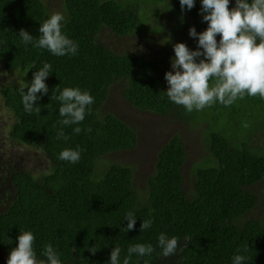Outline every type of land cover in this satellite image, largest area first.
Returning <instances> with one entry per match:
<instances>
[{
    "label": "trees",
    "instance_id": "obj_1",
    "mask_svg": "<svg viewBox=\"0 0 264 264\" xmlns=\"http://www.w3.org/2000/svg\"><path fill=\"white\" fill-rule=\"evenodd\" d=\"M179 3L62 0L66 21L61 22L62 34L78 44V52L55 56L47 49L25 45L18 34L24 29L38 39L40 24L51 15L44 1L0 0V66L22 74L0 86L3 104L13 118L9 136L37 147L45 165L34 175L9 163L0 176V248L6 254L18 246L20 234L31 232L39 261L46 260L43 251L51 244L61 264H110L115 247L121 249L119 264H123L130 246L151 244V255L133 254L129 264H233L234 255L245 256L243 264H264V215L246 216L260 201L256 184L264 177V143L250 144L253 135L263 132L264 137V99L245 95L230 106L217 102L189 113L168 99L160 59L139 52L119 53L99 39L104 28L122 37L146 34L153 39L158 34L157 45L166 47L155 52L159 56L168 55L175 38L194 51L198 37L190 43L189 28L182 21L200 24L197 33L206 30L208 23L202 15L184 17ZM169 16L177 19L171 28ZM171 33L173 38L168 40ZM45 63L51 65L45 78L49 91L37 93L40 99L35 106L40 111L29 115L20 89L27 93L34 72ZM117 81L123 82L122 97L139 110L171 114L183 124L205 121L200 126L203 161L185 171L187 151L179 133L157 150L142 185L135 184L130 165L106 158L137 143L130 125L103 112ZM64 88L87 91L95 101L83 122L63 127L67 140L56 138L62 127L57 123L62 119V104L55 96ZM77 126L82 129L79 134L73 131ZM231 128L240 136L229 134ZM66 148L81 150L77 163L58 159ZM129 212L137 219L126 232ZM148 219L152 226L141 231L142 221ZM161 233L178 238L175 254L162 255ZM92 247L95 254L89 251Z\"/></svg>",
    "mask_w": 264,
    "mask_h": 264
},
{
    "label": "clouds",
    "instance_id": "obj_2",
    "mask_svg": "<svg viewBox=\"0 0 264 264\" xmlns=\"http://www.w3.org/2000/svg\"><path fill=\"white\" fill-rule=\"evenodd\" d=\"M230 0H201L200 14L208 27L197 33L195 27L189 29V36L198 37L196 50H190L185 43L173 45L175 56L170 58L172 71L165 73V80L169 87L166 92L168 99L176 105L183 106L187 112L203 110L217 102L224 106L232 105L238 98L259 96L264 99V0H236L235 6L229 9ZM181 10L185 6L191 10L194 0H180ZM62 21L65 17L60 13H53L38 29L40 35L34 40L28 31L20 29L19 37L25 44L47 49L55 56L76 55L78 44L62 34ZM66 22V21H65ZM217 35L220 36L217 42ZM259 39V42H257ZM203 57L197 62V58ZM51 65L45 63L34 72L31 84L20 89L22 104L27 114L39 112L35 102L40 99L37 93L47 94L48 87L45 78L50 75ZM210 81L214 83L210 86ZM62 106L59 108L57 121L61 129L57 139L67 140L63 127L79 125L84 121L89 106L95 103L94 98L78 88H64L55 96ZM79 134L82 129L73 128ZM91 131V129H87ZM80 149H64L59 153L61 161L77 163L80 159ZM128 224L126 232L132 230L136 217L133 213L126 214ZM152 226V220H143L140 230L144 231ZM18 246L11 250L7 264H61L58 253L51 244L45 246L43 256L46 260L38 261L33 250L34 236L31 232H24L18 236ZM158 246L162 255L168 257L175 254L178 248V238H168L164 233L158 236ZM89 251L95 254L94 247ZM154 248L151 244H136L127 249L128 255L123 264H129L133 254L139 257L151 255ZM239 251V250H237ZM121 249L115 247L110 253V264H119ZM247 258L234 255L233 264H243Z\"/></svg>",
    "mask_w": 264,
    "mask_h": 264
},
{
    "label": "rangeland",
    "instance_id": "obj_3",
    "mask_svg": "<svg viewBox=\"0 0 264 264\" xmlns=\"http://www.w3.org/2000/svg\"><path fill=\"white\" fill-rule=\"evenodd\" d=\"M43 1L47 5V9L50 14L60 13L63 15L62 0ZM162 1L167 2L169 0ZM179 1L180 0H177L178 3ZM235 3L236 0H230L229 9L234 7ZM194 4L195 6L191 10H188L187 6H185L182 13L184 17L191 15L193 19L194 17L201 16V0H195ZM173 19L174 16H169L167 27L171 28L173 26V22L177 20ZM182 22L183 27L189 29L191 27H195V29L198 30L200 25L191 26L189 23H184V19ZM142 36L143 37H136L135 35L124 37L116 36L110 29L104 28L100 33L99 39L106 46L119 53L139 52L146 56L160 59L159 62L162 64L161 69L164 76V83L165 86H169L165 80V73L172 71L170 58H174L175 55L171 54L174 50L170 48L168 55L165 53L164 56H159L155 54V52H158L160 49H166V47L157 45L161 37L157 34L153 40L150 39V37H147L146 34H142ZM172 38L173 33L169 35L168 40H172ZM188 39L191 41L190 43H193L196 40V38H192L190 36ZM216 39L219 41L220 36L217 35ZM175 43H179L177 38L174 39L173 45ZM160 44L163 45L164 42L161 41ZM21 76L22 74H17L14 71L4 69L0 66L1 87L4 84L15 82L17 79L21 78ZM122 85V81H117L111 86L109 97L103 104V112L114 114L130 125L136 132L137 143L131 149L109 153L106 158H111L114 162L130 165L133 168L135 184L137 183L142 185V183L145 182L146 176L152 170L153 160L157 150L170 138L171 135L179 133L185 140V148L187 151L184 165L185 171L190 169L195 162L199 160L203 161L200 126L206 124L205 121L200 122L199 124L198 122L183 124L171 114L163 115L150 111L139 110L131 106L122 97ZM12 123V115L4 106L2 96L0 95V176L5 173V166L9 163H15L16 165H19L20 168H26L28 171L36 175L45 166L43 155L37 147L33 145H23L22 143L19 144L16 140L10 138L9 131H11ZM228 133L240 136V134L233 131V128H231ZM262 140H264L263 132H259L252 136L250 144L252 146H257V142L264 143ZM205 154L206 152H204V156ZM1 187L2 183L0 182V188ZM256 189L260 192V201L256 206H254L252 210L253 212L246 214L247 217H261L264 215V177L256 184ZM1 208H3L2 202H0V209ZM8 258L9 254H6L0 248V264H7Z\"/></svg>",
    "mask_w": 264,
    "mask_h": 264
},
{
    "label": "flooded vegetation",
    "instance_id": "obj_4",
    "mask_svg": "<svg viewBox=\"0 0 264 264\" xmlns=\"http://www.w3.org/2000/svg\"><path fill=\"white\" fill-rule=\"evenodd\" d=\"M0 182L2 183L1 177H0Z\"/></svg>",
    "mask_w": 264,
    "mask_h": 264
}]
</instances>
